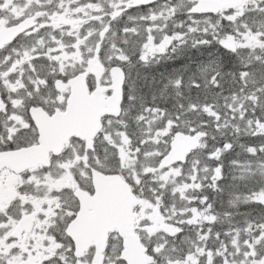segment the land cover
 <instances>
[{
	"label": "snow or ice",
	"instance_id": "snow-or-ice-1",
	"mask_svg": "<svg viewBox=\"0 0 264 264\" xmlns=\"http://www.w3.org/2000/svg\"><path fill=\"white\" fill-rule=\"evenodd\" d=\"M0 264H264V0H0Z\"/></svg>",
	"mask_w": 264,
	"mask_h": 264
}]
</instances>
